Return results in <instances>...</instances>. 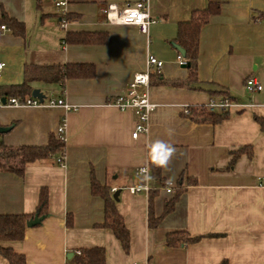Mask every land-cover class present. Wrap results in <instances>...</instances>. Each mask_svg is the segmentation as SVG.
<instances>
[{"label":"crops","instance_id":"crops-1","mask_svg":"<svg viewBox=\"0 0 264 264\" xmlns=\"http://www.w3.org/2000/svg\"><path fill=\"white\" fill-rule=\"evenodd\" d=\"M66 1L70 19L61 26L55 0H0V16L4 11L25 30L19 37L0 28L5 63L0 84L21 83L25 65L94 66L91 77L32 84V90L46 88L48 97L63 98L75 110L0 107V126L11 127L0 134L6 145H44L51 135L57 137L63 120L66 137L63 164L57 163L58 154L26 165L21 176L0 171V214L33 216L40 189L48 193L44 219L26 227L22 240L4 245L22 253L24 264H75V254L93 247L104 248V264H264V132L253 117H264V0H149L154 22L147 34L136 25L110 24L102 11L109 3L123 8L138 0ZM210 1L219 3L220 11L200 29L197 80L182 85L189 63L184 56V64L176 62L178 25ZM80 32L105 34L106 40L66 41L67 33ZM148 55L163 62L161 69L150 70L149 100L156 107L148 131L133 138L134 111L106 100L145 70ZM251 75L260 88L249 94L244 84ZM159 79L166 82L158 84ZM220 97L251 107H233L217 122L204 120L202 108H194ZM183 105L193 107L190 115ZM157 142L174 149L160 177L179 184L182 192L173 209L149 227L148 194L127 187L147 180L157 190L154 215H162L177 187L166 193L152 177L149 159ZM246 146L251 157L246 148L227 169L232 153ZM141 166L148 167L147 179L136 174ZM92 175L111 194L119 191L116 207L129 231L128 251L110 229L98 226L104 201L91 193ZM175 231L201 237L166 245V235ZM0 264L9 263L0 255Z\"/></svg>","mask_w":264,"mask_h":264},{"label":"trees","instance_id":"trees-1","mask_svg":"<svg viewBox=\"0 0 264 264\" xmlns=\"http://www.w3.org/2000/svg\"><path fill=\"white\" fill-rule=\"evenodd\" d=\"M220 11V5L217 2L210 1L204 9L194 10L188 21L178 25L177 37L180 47L185 52L184 58L189 63L188 78L182 85H188L189 82L197 80L196 61L199 47V34L202 26L208 23L212 15ZM264 18V12L261 13ZM70 17L65 15V20ZM4 25L10 30L14 36L22 37L25 34L24 24L15 18L9 17L4 11L0 16V26ZM106 40L105 34L100 33H67L66 41L71 43H100ZM24 78L19 84L2 85L0 84V99H8L10 97L24 98L32 91L34 82L56 83L63 82L67 78L73 77H91L94 74V66L92 64H66L59 65H25L23 69ZM150 79L153 78L151 77ZM166 81L163 79L157 80L158 84H163ZM204 113V120L217 122L228 116V111L211 112L206 109H201ZM254 120L264 132V117L254 115ZM64 148V142L57 137L51 135L48 142L44 145H19L9 146L3 143L0 139V171L12 172L19 176L23 175L24 168L30 163L45 159L49 156L61 154ZM247 148V150H246ZM246 150V151H245ZM247 152L251 157V147L246 146L232 153V157L227 166L231 169L235 160L242 152ZM149 167L157 185H164L160 175L161 166L154 164L153 159H149ZM193 183L195 181H192ZM91 193L100 196L104 201V219L98 226L110 229L124 251H128L130 237L129 231L124 224L123 218L119 213L116 203L110 189L106 185H101L94 177L90 179ZM182 188L177 184V190L172 198L165 205L162 215L156 217L153 211V200L157 190L151 189L148 193L147 221L149 227H155L160 219L168 214L174 207L175 202L179 198ZM48 193L46 188H41L39 191L37 213L45 215L47 213ZM32 215L23 214H0V255L5 258L9 264H24L25 257L22 253L14 251L11 247L4 245L11 241L22 240L26 231V221ZM67 224L71 225L70 218H67ZM212 235V234H210ZM201 236L189 237L184 231H175L166 235V245L176 246L181 243V240L187 242H195ZM104 248L93 247L82 249L78 254L74 255L75 264H104Z\"/></svg>","mask_w":264,"mask_h":264},{"label":"built area","instance_id":"built-area-1","mask_svg":"<svg viewBox=\"0 0 264 264\" xmlns=\"http://www.w3.org/2000/svg\"><path fill=\"white\" fill-rule=\"evenodd\" d=\"M149 0H138L133 4H128L123 8H118L116 4H107L103 8V14L110 24H124V25H136L140 32L147 34L149 26L154 22L149 13ZM55 6L60 7L61 26L65 25V6L66 0H55ZM1 29H5L4 25L0 26ZM176 62L178 64H184L183 56L178 53L176 56ZM163 62L153 55H148L145 61V70L137 72L133 75L131 82L124 89L123 92L109 97L106 100V104L113 106L119 110L132 109L136 116L135 128L132 133L133 138H137L139 134L146 133L148 131V122L150 113L155 109L156 104L149 100V84H150V70L151 68L161 69ZM5 67V63L0 60V72ZM246 93H254L259 90L260 82L256 76H249L244 84ZM12 106V107H62L65 111L75 110L76 106L67 103L63 98H53L44 96L42 99L33 97L31 93L24 98L10 97L5 99L4 102L0 99V107ZM240 107H251V104H238L228 97L210 98L205 104L196 105L194 108H202L211 112H223L229 111L231 108ZM192 106L183 105L182 112L185 115H190L193 111ZM57 138L62 142L65 141V121L63 120L56 130ZM58 164L64 163L63 154L58 155L56 158ZM137 175H144L147 179L148 167L141 166L136 171ZM177 183L164 182L161 187L166 193L173 194ZM130 193L143 192L148 194L152 187L148 184L147 180L145 183H134L127 187ZM114 192V189L111 190ZM79 253V252H78ZM133 264H149L133 262Z\"/></svg>","mask_w":264,"mask_h":264},{"label":"water","instance_id":"water-1","mask_svg":"<svg viewBox=\"0 0 264 264\" xmlns=\"http://www.w3.org/2000/svg\"><path fill=\"white\" fill-rule=\"evenodd\" d=\"M175 47L177 48V50L180 52V54L182 56H185V52L183 50V48H181L179 45L177 44H174ZM31 95L33 97H36L38 99H42L44 97V94L42 93V91L39 89V88H34L32 91H31ZM4 98L1 99L2 102H4ZM10 126L9 127H4V126H0V134L2 133H5L7 131L10 130ZM118 194H119V191H116L114 194H113V198L115 200H118ZM44 215H38V213L36 212L31 218H29L25 225L26 227H32V226H35V225H38L43 219H44Z\"/></svg>","mask_w":264,"mask_h":264},{"label":"clouds","instance_id":"clouds-1","mask_svg":"<svg viewBox=\"0 0 264 264\" xmlns=\"http://www.w3.org/2000/svg\"><path fill=\"white\" fill-rule=\"evenodd\" d=\"M173 151L174 149L170 145L157 142L152 148L154 163L161 167L167 166Z\"/></svg>","mask_w":264,"mask_h":264},{"label":"rangeland","instance_id":"rangeland-1","mask_svg":"<svg viewBox=\"0 0 264 264\" xmlns=\"http://www.w3.org/2000/svg\"><path fill=\"white\" fill-rule=\"evenodd\" d=\"M41 91H42L46 96L50 95V94H49L50 92L47 91L46 88L41 87Z\"/></svg>","mask_w":264,"mask_h":264}]
</instances>
